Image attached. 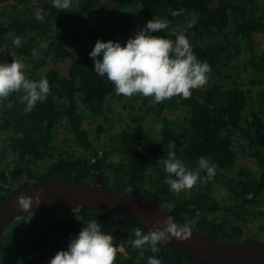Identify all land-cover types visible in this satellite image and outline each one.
I'll return each mask as SVG.
<instances>
[{
    "label": "trees",
    "instance_id": "obj_1",
    "mask_svg": "<svg viewBox=\"0 0 264 264\" xmlns=\"http://www.w3.org/2000/svg\"><path fill=\"white\" fill-rule=\"evenodd\" d=\"M2 1L0 61L23 60L26 79L45 77L50 93L30 113L20 101L23 90L0 100V134L5 135L0 139V200L15 189L46 180L89 182L146 196L213 238L261 240L264 167L255 171L239 163L236 155L241 152L264 164V51H256L255 40L256 33H264L262 4L256 0H120L121 12L116 14L105 12L102 0H72L64 11L54 7L52 0ZM37 9L42 21L36 19ZM170 9L182 11L174 17ZM153 19L169 27L151 35L174 40L173 32L184 34L197 59L206 61L211 72L207 83L193 89L187 99L145 101V112L159 124L158 138L143 143V128L126 122L112 136L113 150L120 157L107 161L105 141L93 144L84 119L95 122L99 139L107 113L105 101L114 85L93 70L89 53L97 40L134 38ZM16 36L21 38L18 48L12 43ZM51 56L69 61L64 72L55 66L43 69ZM58 127L70 137L67 144L57 140ZM169 141L175 143L176 158L188 170H195L205 157L217 166L215 176L207 183L198 180L191 190L170 191L164 183L168 174L163 163ZM72 145L81 152L70 151ZM205 175L202 171L201 177ZM216 184L224 186L227 200L212 192ZM57 209L68 213L56 217L52 210ZM31 212L40 214L20 227L27 212L3 230L0 264H48L92 220L113 236L115 264H147L149 257L162 264H264L203 261L168 242L158 244L156 253L147 246L133 248V229L144 234L150 229L135 216L112 209L52 206ZM218 213L224 218L219 219ZM255 221L254 233L245 235L243 226Z\"/></svg>",
    "mask_w": 264,
    "mask_h": 264
},
{
    "label": "clouds",
    "instance_id": "obj_2",
    "mask_svg": "<svg viewBox=\"0 0 264 264\" xmlns=\"http://www.w3.org/2000/svg\"><path fill=\"white\" fill-rule=\"evenodd\" d=\"M53 6L61 11L69 9L72 0H52ZM182 10H169L170 15L178 16ZM36 19L43 20L37 9ZM169 27L163 20H150L125 46L119 42L97 40L89 56L94 61V71L114 85L115 93L127 98L140 95L151 97L160 103L175 96L187 99L192 90L203 87L208 81L211 66L197 59L184 34L173 32L175 39L151 35L165 31ZM191 27V25H189ZM12 43L21 46V38L16 36ZM33 55H37L33 51ZM102 55V59H99ZM24 64L13 58L12 62L0 63V100L7 99L14 92H21V103H25V112H31L36 103L44 102L50 93L49 82L45 77L38 81L26 79ZM175 143L169 141L168 156L163 161L168 176L164 183L170 191L179 194L191 190L200 180L207 183L216 174V165L201 157L195 170H188L181 160L176 158ZM206 172L201 177V172ZM175 177V178H173ZM42 189L35 196L20 195L15 201L19 210L28 212L33 203L39 205ZM78 219V218H77ZM162 225V227H161ZM135 239L133 248L149 247L153 253L159 251L158 244L175 239L178 242L191 238L190 224H177L174 218L167 216L156 220L147 234L138 228L133 229ZM117 248L113 245V236L101 231L96 220L83 226L78 235L70 240L67 250H62L50 259L48 264H115ZM147 264H162L156 257H149Z\"/></svg>",
    "mask_w": 264,
    "mask_h": 264
},
{
    "label": "water",
    "instance_id": "obj_3",
    "mask_svg": "<svg viewBox=\"0 0 264 264\" xmlns=\"http://www.w3.org/2000/svg\"><path fill=\"white\" fill-rule=\"evenodd\" d=\"M42 189L41 203H33L30 211L52 206L93 207L112 209L129 213L138 218L144 226L151 229L156 220L167 216L174 218L177 224H185L154 200L118 190L101 184L51 179L32 183L15 189L0 200V259L1 235L6 226L27 212L19 210L15 201L20 195L35 196ZM162 227V225H161ZM191 238L178 242L174 238L170 243L187 255L209 262L218 263H259L264 262V240L237 241L213 238L192 228Z\"/></svg>",
    "mask_w": 264,
    "mask_h": 264
},
{
    "label": "rangeland",
    "instance_id": "obj_4",
    "mask_svg": "<svg viewBox=\"0 0 264 264\" xmlns=\"http://www.w3.org/2000/svg\"><path fill=\"white\" fill-rule=\"evenodd\" d=\"M256 2L260 3L264 7V0H256ZM4 1L0 0V8L2 7ZM120 0H102V7L105 12L112 11L114 13L121 12L120 8ZM120 22V21H118ZM255 40L257 42L256 51H264V33L258 32L255 34ZM128 40L124 38H119L118 42L121 44V46H125L126 42ZM22 61L23 60H19ZM0 63H7L5 61H0ZM24 64V74L26 75L27 72V64L23 62ZM69 64L68 60L63 61H55L53 57H49L47 63L43 66V69H48L51 66H55L59 68L62 72H64L67 68V65ZM239 64H242L239 62ZM243 65L240 67V73L242 75H246L247 73L243 71ZM138 97V96H137ZM148 101L149 103L154 102V99L151 97L145 98L143 96H140L133 100H124L122 96L117 95L114 92L108 96V98L105 101V109H107L106 117L104 120V129L99 133V139L96 137V133L94 131V125L95 122L89 118L84 119V125L87 128L90 137L93 139V144H98V142L105 141L104 142V149L109 151L107 161H116L120 154L113 150L114 142L112 140L113 134L126 122L133 123L134 126H141L143 128L145 137L142 139L143 143H147L151 140H154L158 138V131H159V124L149 115L145 112V105L144 102ZM78 105L81 110L85 113V108L82 106L80 100H78ZM135 119V120H134ZM4 134H0V139L4 138ZM58 141H61L63 143L70 142V137L67 135L66 131L62 127H58L57 129V135ZM67 144V143H66ZM69 150L74 151L76 154H79L81 152L80 147L76 145H72L69 147ZM9 157H12V154H9ZM236 160L240 163H247L249 167H251L255 171H259L262 167H264V164H259L257 159L246 155L244 153L238 152L236 155ZM217 197L224 198V200L228 199L226 190L224 186L216 184L213 187L212 191ZM264 208V204L262 205ZM54 214L57 216L67 214L68 211L66 209H57L52 210ZM40 214L39 212H28L22 221L19 222L20 227L24 226L25 224L31 222L34 217ZM218 218L223 219L224 214L218 213ZM212 216V215H210ZM257 227V221L253 222L252 225H244L243 226V232L245 235H249L254 233L255 229ZM261 240H264V230L261 231ZM70 242H67L65 244V251L68 248Z\"/></svg>",
    "mask_w": 264,
    "mask_h": 264
}]
</instances>
